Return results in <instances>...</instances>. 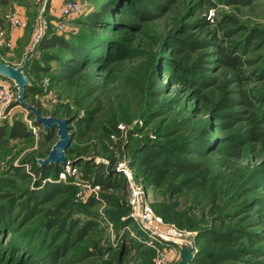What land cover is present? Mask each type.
Listing matches in <instances>:
<instances>
[{"label":"rangeland","instance_id":"374dc122","mask_svg":"<svg viewBox=\"0 0 264 264\" xmlns=\"http://www.w3.org/2000/svg\"><path fill=\"white\" fill-rule=\"evenodd\" d=\"M108 1L117 9L94 32L120 60L101 57L73 83L61 80L58 60L67 54L40 51L39 42L51 33L68 40L87 35L79 23ZM149 1L0 0V62L18 68L29 57L23 103L14 82L0 77V126L21 121L32 134L0 145V211L12 208L0 216V264H48L44 259L51 262L61 247L60 234L86 222L93 229L81 242L73 229L68 249L51 264H178L180 243L158 245L134 225L120 166L131 172L155 216L185 231L180 242L192 251L189 264H264V80L258 76L264 71V0L249 6L161 0L160 9ZM70 3L78 11L64 16ZM142 11L153 20L141 22ZM12 13L23 26L11 28ZM192 41L197 45L189 49ZM231 47L245 62L238 74L219 62L221 50ZM244 97L252 111L239 100ZM223 99L233 100V108H224ZM27 105L42 117L68 120L67 163L57 165V174L40 164L58 141L57 129L44 132ZM248 131L255 137L244 135ZM201 135L211 149L195 162L205 163L207 175L166 173L158 148L176 153ZM236 136L239 157L232 155ZM185 159L193 161L188 154ZM104 172L118 189L94 184ZM53 186L62 194L24 211L34 193ZM93 200L95 216L83 209Z\"/></svg>","mask_w":264,"mask_h":264},{"label":"trees","instance_id":"16d2710c","mask_svg":"<svg viewBox=\"0 0 264 264\" xmlns=\"http://www.w3.org/2000/svg\"><path fill=\"white\" fill-rule=\"evenodd\" d=\"M161 0H150L149 2L152 3V5L155 6V8L160 9L161 8ZM174 0H169L170 3H172ZM228 3L230 5H242V6H249L251 5V0H228ZM212 6V5H211ZM116 6L113 4V1H108L105 2L98 7H96L94 10L89 12L85 19L79 23V25L82 27L84 32L87 33L83 34L80 33L79 36L77 37L78 40H68L65 39L64 37H60L58 35H55L53 33L46 35L38 44V50L40 51H45L50 48H59L61 51L67 54V58L63 61L62 59H59V65H60V78L61 80L67 81V82H74L75 78L81 73V70L86 66L91 63H95L96 59H100L101 57L108 56L107 59H111L110 61H117L120 60L118 56H116L114 49L109 48L107 51L106 47L108 46V41L105 40L103 37H99L95 32H94V27L99 26L100 24L106 26L108 25L107 22L103 21L109 17H111L112 12H115L113 10H116ZM138 18L140 19L141 22H148L153 20V17L151 16L150 13L146 11H142L137 14ZM209 20L205 22V25H208ZM192 43L197 45L196 41L189 42V49H192ZM183 47V44H181ZM191 45V46H190ZM97 47H100L102 49H97ZM183 51V49H181ZM101 52V53H100ZM126 53V52H125ZM123 53V55L125 54ZM220 58L219 62L223 68H226L229 71H232L233 73H240L242 66H244L245 62L243 58L241 57L240 51H238V48L231 47V49H225L221 50L220 53ZM102 59V58H101ZM28 67V66H27ZM259 79L264 80V71H260L258 75ZM59 78V79H60ZM240 80H244V78H240ZM204 84V83H203ZM25 91H28L27 88ZM242 102L243 106L249 107L250 111H252V102L248 100V98L244 97L239 99ZM233 100H222V106L226 109H231L233 108ZM240 113H235L234 115H231L232 119H238L237 115ZM252 118L254 120V115H252ZM93 119V117H92ZM93 121V120H92ZM244 135H248L250 137H255L254 134H251L249 131L246 132ZM32 136L31 132L26 128L23 122L21 121H13L11 125H3L0 126V145H5L7 140L11 139H18V140H28ZM207 136L201 135V138L197 137L193 141L189 142H184L179 146V150L176 153L173 152H166L163 149L158 148V154L165 155L166 159L164 160L163 164V170L166 173H172L176 171H188L190 173H201L203 176L207 175V170L205 168V163H198L195 162V160H199L200 158L206 157L207 153L206 151L208 149H211V142L207 139ZM236 144L232 145L231 148L232 150V155L234 157H239L240 156V143L241 139L239 137H235ZM158 147V146H157ZM145 148H150V147H145ZM152 151H155V148H151ZM146 151V150H145ZM148 154L149 152L146 151ZM156 153V152H155ZM190 155L193 161L186 160L185 156ZM154 154H151L147 160H149ZM141 162H144L145 157L142 156ZM145 164V163H144ZM48 167L54 171L55 174L59 173V171L62 170V166H54V165H48ZM105 173V172H104ZM108 174L105 173V176L101 179H99L96 183V185H99L101 189L104 191L107 190H113V189H118V185L116 182L110 180L111 176L108 177ZM24 176L20 175L19 177L22 178ZM108 177V178H107ZM62 192L56 189V186L53 187H46L45 189L34 193V198H30L31 202H27V205L24 209V211L29 210L30 212L33 213V211H36L37 205L40 203L44 204L49 201H51L53 198L61 195ZM31 195V194H30ZM2 196H0L1 198ZM96 204H98L97 201H88V203L85 205L84 211L88 213L89 215L95 216L97 211L95 208ZM7 207L6 205L3 209V211H0V216L5 217L7 213H9L12 208ZM36 208V209H35ZM35 215V214H34ZM4 219V218H3ZM127 223V222H126ZM56 224V223H55ZM0 225H4L3 223L0 222ZM133 223H128L127 226H132ZM95 224H92V222H86L83 227L75 230L74 228L72 229H67V233L62 232L60 234V237H62V242H61V247L60 245L57 247L55 250V253L52 254V261L49 262L46 260L47 258L44 259V261L48 264H51L55 261L56 257L60 259L61 256V249L63 253L68 249L70 245V239H71V234L72 231L74 233L73 239L81 242L88 232L93 229ZM134 226V225H133ZM1 229V226H0ZM59 234L57 235V237ZM249 239L251 240L250 235ZM125 237L128 238L127 232H125ZM242 237V236H241ZM253 237V236H252ZM125 239V238H124ZM129 239V238H128ZM130 240V239H129ZM132 241V240H131ZM134 242V241H132ZM120 245V244H119ZM122 246V244H121ZM120 249V248H118ZM143 248H140L142 250Z\"/></svg>","mask_w":264,"mask_h":264},{"label":"built area","instance_id":"2783aa9c","mask_svg":"<svg viewBox=\"0 0 264 264\" xmlns=\"http://www.w3.org/2000/svg\"><path fill=\"white\" fill-rule=\"evenodd\" d=\"M78 11L75 4H66L62 9L64 16H69ZM11 28H19L23 26L21 17L17 13L8 16ZM2 34L0 33V37ZM0 87H3L2 85ZM4 89V87H3ZM126 178V185L129 190V208L130 214L134 221V225L138 230L151 241H155L158 245L166 242H174L176 245L183 239L185 231H180L174 226H165L162 220L155 216L149 201L145 198L143 190L134 183L133 176L129 170L120 166L119 168ZM75 172V171H73ZM94 190H99V186H95Z\"/></svg>","mask_w":264,"mask_h":264},{"label":"water","instance_id":"95a60500","mask_svg":"<svg viewBox=\"0 0 264 264\" xmlns=\"http://www.w3.org/2000/svg\"><path fill=\"white\" fill-rule=\"evenodd\" d=\"M29 57L26 56L23 65L18 68L5 65L0 62V77L14 82L15 87L18 89L17 102L23 103L25 88L29 85L28 79L24 72L28 66ZM27 108L35 117V123L42 125L44 132L48 130L57 129L58 141L52 147L48 157L40 161L41 165L51 164L57 166L58 164L65 165L67 159L65 157V150L70 144V135L68 133V120H60L54 117H42L40 112L34 107L27 105ZM180 243V244H179ZM181 246V258L178 264H189L191 262L192 251L187 244L179 242Z\"/></svg>","mask_w":264,"mask_h":264}]
</instances>
